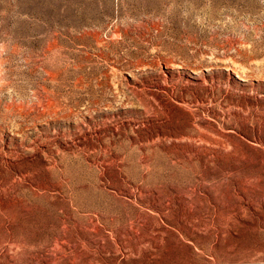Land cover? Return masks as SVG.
<instances>
[{
  "label": "rangeland",
  "instance_id": "rangeland-1",
  "mask_svg": "<svg viewBox=\"0 0 264 264\" xmlns=\"http://www.w3.org/2000/svg\"><path fill=\"white\" fill-rule=\"evenodd\" d=\"M0 264H264V0H0Z\"/></svg>",
  "mask_w": 264,
  "mask_h": 264
},
{
  "label": "bare ground",
  "instance_id": "bare-ground-1",
  "mask_svg": "<svg viewBox=\"0 0 264 264\" xmlns=\"http://www.w3.org/2000/svg\"><path fill=\"white\" fill-rule=\"evenodd\" d=\"M232 71L236 73L237 77H240L239 73L235 69H232Z\"/></svg>",
  "mask_w": 264,
  "mask_h": 264
}]
</instances>
